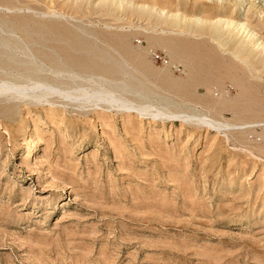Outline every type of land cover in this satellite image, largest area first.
<instances>
[{
    "label": "rangeland",
    "instance_id": "obj_1",
    "mask_svg": "<svg viewBox=\"0 0 264 264\" xmlns=\"http://www.w3.org/2000/svg\"><path fill=\"white\" fill-rule=\"evenodd\" d=\"M168 11L264 38V0H0V83L50 93L0 91V264H264V74Z\"/></svg>",
    "mask_w": 264,
    "mask_h": 264
},
{
    "label": "bare ground",
    "instance_id": "obj_2",
    "mask_svg": "<svg viewBox=\"0 0 264 264\" xmlns=\"http://www.w3.org/2000/svg\"><path fill=\"white\" fill-rule=\"evenodd\" d=\"M147 9L150 10V7ZM154 9H155V7H154ZM170 12H172V11H170ZM170 12L168 11V14L171 15ZM160 13H161L160 17H162V15L164 16L165 10H163V9L160 10V7H159V15H160ZM147 14L151 15V13H146V15ZM168 14L165 17L168 16L169 19L167 18V22L163 21L164 24L168 23V24H170L169 27L173 26L175 28L176 27L181 28L183 30L182 34H186V36L191 35V34L193 35L195 33L196 34L199 33L200 34L199 37L202 38V36L204 37V36L208 35V37L216 45V49H220L224 53V55H226V59H229L231 61V58H232V60L237 63L236 65H240L241 67H243V68L233 67V69L231 70V72L232 71L235 72V74L233 73L235 80H237L239 78V75H241V73L244 76V73H246V71L250 75L252 74L255 77L257 76V78H259L258 77L259 75L264 74V38L262 37V35H259L256 32V30H255L256 27L253 28V24L251 25L250 22L249 23H247V22H245V23L235 22L232 19H230V17L224 16L225 14L221 15V13H220V15L217 14L218 16H214V17L211 16V19L210 18L203 19L200 17L198 18L196 16L193 18V17H189L186 15H179V14H174V13L171 16H169ZM149 15H147V16H149ZM165 17H164V20H166ZM151 18H153V16ZM156 19H158V18H156ZM206 25L209 26V28H208V26L206 27L209 29V31L205 30ZM197 36H198V34H197ZM187 40H189V39H187ZM216 51H219V50H216ZM240 66H238V67H240ZM226 72H227V70H226ZM72 76H75V75L73 74ZM76 77H75V79H76ZM78 77H80V76L78 75ZM41 87H45V85H42ZM49 88L51 89V87H49ZM100 90L103 93H107L109 96L114 95L113 92L107 91L106 89L102 90V88H101ZM100 90H96L95 92H92V95H90L88 90L81 91L80 93H78V95L75 94V96L84 102L88 98H98L99 99V98H102V94L99 93ZM0 91L5 95L12 93V96H16L17 98L20 96L22 99L32 98L35 100H42L43 98L49 96V94H50L48 92H45L43 94H39V93H35V92L29 93V92H26V87L22 88L19 85L11 84L7 81L0 83ZM120 91H122V90H120ZM123 92H124V90H123ZM112 100L113 99L111 98L110 101H112Z\"/></svg>",
    "mask_w": 264,
    "mask_h": 264
}]
</instances>
